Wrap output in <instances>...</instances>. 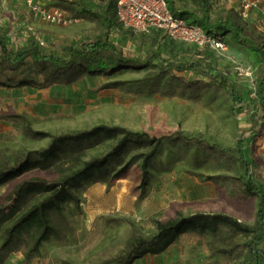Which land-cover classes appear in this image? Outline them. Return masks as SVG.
Instances as JSON below:
<instances>
[{"label": "rangeland", "instance_id": "1", "mask_svg": "<svg viewBox=\"0 0 264 264\" xmlns=\"http://www.w3.org/2000/svg\"><path fill=\"white\" fill-rule=\"evenodd\" d=\"M176 7L201 15V7L196 0H179ZM63 9L71 15L68 9ZM4 17L5 24L0 26V34L7 48L13 51L16 46L10 35L20 32L23 26L9 13ZM254 18L242 22L244 33L264 45V19L258 13L254 14ZM28 22L46 48L53 43L73 40L84 33L91 35L104 31H97L96 21L86 17H75L66 26ZM125 32L117 38L114 35L111 37L125 51L136 49L135 53L141 55L147 50L157 49L162 56L169 58L206 56L213 65L226 68L238 79L244 87L245 98L253 95L260 67L254 63L247 48L230 35L225 36L226 49L216 50L169 38L162 30ZM25 72L39 77L31 66L26 67ZM180 76L188 80L201 78L189 71L182 72ZM107 81L127 82L124 88L141 90L142 93L118 88L96 89L98 84ZM183 86L184 83L170 72H161L156 65H149L85 72L76 81L55 82L42 89L23 87L7 90L0 87V114H23L26 124L34 130L59 135L105 124L145 132L157 138L181 134L191 142L184 144L171 139L163 140L150 159V173L144 185L141 165L143 154L151 149L150 145H132L112 159L106 167V181L95 182L84 190H74L82 213H77L73 202H65L68 223L60 225L63 239L43 243L41 257L26 261L28 264H60L58 260H67L72 264H119L130 239L153 235L158 221L194 212H221L253 223L256 198L232 196L230 182L202 180L208 175L238 176L242 172L235 153L223 152L220 148L235 147L238 128L245 117L231 114L224 93L201 87L197 93L191 94ZM119 137L98 136L73 145V150L66 148L67 145L62 146L60 157L50 166L32 168L0 185V204L5 203V197L20 181L31 177L58 179L80 168L91 158L107 153ZM49 141L48 137L32 139L24 136L18 121L0 120V151L44 148ZM245 150L253 162L255 174L264 182L262 173L257 169V158L264 160V140H249ZM257 151L263 154L257 155ZM116 172L119 175L110 179ZM143 189L145 196L140 198ZM40 198L29 197L22 206L23 210ZM55 222L58 223L57 220ZM238 239L243 241L245 238L239 236ZM180 242L187 244L189 254L192 249L199 247L201 251L203 248L206 257L200 253L202 258L195 264H206L208 251L202 240L185 233L176 243ZM243 253L244 250L232 264H238ZM195 256L198 254L195 253Z\"/></svg>", "mask_w": 264, "mask_h": 264}, {"label": "trees", "instance_id": "2", "mask_svg": "<svg viewBox=\"0 0 264 264\" xmlns=\"http://www.w3.org/2000/svg\"><path fill=\"white\" fill-rule=\"evenodd\" d=\"M201 7V15L192 11L176 8L170 1V10L174 16L183 18L188 24L201 26L208 34L222 37L231 36L250 52L254 63L260 67V75L253 95L245 98L244 87L226 68L217 67L206 56H184L169 58L160 51L147 50L141 55L136 49L125 51L111 40L134 32L122 27L115 15V0L96 3L93 0H53V4L66 8L72 17H86L96 21L99 34L84 33L73 40L53 43L44 47V43L31 36L25 45L13 51L0 34V87L48 88L53 83H70L80 79L85 72L111 71L116 68H142L156 65L161 72H170L183 88L191 94L199 88L222 92L228 98L229 110L236 116H244L245 121L238 128L235 147L220 148L221 151H233L235 160L242 172L238 176L230 174L208 175L202 180L229 183L231 195L244 199L256 198V210L253 223L221 212H194L179 215L167 221L157 222V231L149 237H134L119 258V264H132L145 254H159L169 245L179 241L182 234L202 240L208 251L206 264H231L243 257L238 264H264V182L253 170V162L246 153L247 142L264 137V45H261L244 33L242 21L232 8L216 6L212 0H196ZM227 41V40H226ZM33 67L39 74L31 76L26 67ZM189 71L201 78L188 80L180 76ZM127 82L107 81L97 85V90L118 88L132 93L141 90L124 88ZM15 120L20 123L21 133L32 139L49 138V144L39 149H7L0 151V185L32 168H46L60 157L62 146L73 150V145L98 136L114 137L119 135L115 145L104 155L91 158L84 164L55 180L31 177L17 183L0 204V264L12 253H21L25 261L41 257V246L51 240H62L60 225L68 223L65 202H73L77 213H82L79 197L75 189H86L95 182L108 179L107 166L112 159L120 156L132 145L148 144L151 149L143 154L142 184H146L149 175L148 164L165 139L184 144L191 143L181 134L175 136L153 137L145 132L128 130L121 126L100 124L90 129L54 135L34 130L26 124L23 114H0V120ZM67 150V149H66ZM119 172L112 175L117 177ZM41 197L23 210L22 206L29 197ZM145 196L143 189L140 198ZM58 221L56 223L55 221ZM244 236V240H239ZM60 264H72L67 260H58ZM45 264H47L45 262Z\"/></svg>", "mask_w": 264, "mask_h": 264}, {"label": "built area", "instance_id": "3", "mask_svg": "<svg viewBox=\"0 0 264 264\" xmlns=\"http://www.w3.org/2000/svg\"><path fill=\"white\" fill-rule=\"evenodd\" d=\"M93 1L102 3L105 0ZM170 1H173L176 7V2L179 0H115V15L122 27L130 28L136 33L162 30L172 39H180L216 50L226 49L225 37L208 34L201 26L188 24L183 18L174 16L170 10ZM212 1L216 6L225 4L226 8H232L242 22L253 20L255 13L264 19V0ZM6 13L23 26L20 32L9 34L16 47L25 45L31 36L36 37L41 44L44 43L38 34L32 32L33 28L28 25L29 20L57 26H66L75 20L65 9L54 5L53 0H13L12 2L2 0L0 26L5 24L4 14Z\"/></svg>", "mask_w": 264, "mask_h": 264}, {"label": "crops", "instance_id": "4", "mask_svg": "<svg viewBox=\"0 0 264 264\" xmlns=\"http://www.w3.org/2000/svg\"><path fill=\"white\" fill-rule=\"evenodd\" d=\"M259 140L262 142L264 140V137ZM257 152H258L257 155L263 154V152H259V151ZM257 159L259 160L257 169H259L258 171L262 173L261 177L264 179L263 176L264 164H262L264 163V160H262L261 157H258ZM186 245L187 244H184V242L173 243L169 245L163 252L159 254H145L142 257L135 259L132 264H195V261H198L200 260V258H202V256H199L200 253H201L200 255H202L203 253V256L206 257L203 248H201V251L199 250V247L195 248V250L192 249V252L189 254L188 253L189 248H187ZM195 253H197L198 256H195ZM3 264H28V263L23 260L21 254L12 253L11 255H9V257H7V259L4 261Z\"/></svg>", "mask_w": 264, "mask_h": 264}]
</instances>
